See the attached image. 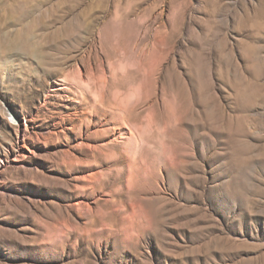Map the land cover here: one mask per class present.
I'll return each mask as SVG.
<instances>
[{
    "label": "rangeland",
    "instance_id": "374dc122",
    "mask_svg": "<svg viewBox=\"0 0 264 264\" xmlns=\"http://www.w3.org/2000/svg\"><path fill=\"white\" fill-rule=\"evenodd\" d=\"M0 264H264V0H0Z\"/></svg>",
    "mask_w": 264,
    "mask_h": 264
}]
</instances>
